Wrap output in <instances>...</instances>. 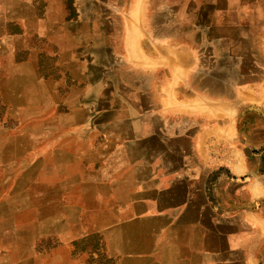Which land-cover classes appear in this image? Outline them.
<instances>
[{"label": "crops", "instance_id": "1", "mask_svg": "<svg viewBox=\"0 0 264 264\" xmlns=\"http://www.w3.org/2000/svg\"><path fill=\"white\" fill-rule=\"evenodd\" d=\"M0 65V264H264V0H0Z\"/></svg>", "mask_w": 264, "mask_h": 264}, {"label": "rangeland", "instance_id": "2", "mask_svg": "<svg viewBox=\"0 0 264 264\" xmlns=\"http://www.w3.org/2000/svg\"><path fill=\"white\" fill-rule=\"evenodd\" d=\"M4 70L5 67L0 65V156L3 157L1 163L4 165V170L11 173L18 172L17 174L20 175L21 173L25 174L30 165L28 161H25L28 149L25 137L26 130L17 128L10 107L5 105L6 100L9 101L10 99L6 98L4 94L10 91L12 83L9 80L10 77H3ZM18 137H22V139ZM28 199L29 196L27 194L20 195L18 198H15L14 202L7 204L8 208H11L13 212L17 210L14 215L15 217L18 216L19 219H25L28 216L34 218L42 217L43 210H36V212L34 209H31L29 202H27ZM26 205L28 207H25ZM22 206L24 207L22 208ZM53 245V243L43 241L40 243L39 248L46 250L49 249V246ZM72 249L76 252L78 262L82 264H117L118 262V259L108 257L105 243L98 237L86 239L80 243H74L72 244Z\"/></svg>", "mask_w": 264, "mask_h": 264}]
</instances>
